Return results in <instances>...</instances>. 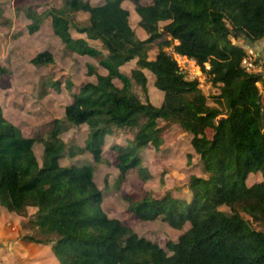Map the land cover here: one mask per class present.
Wrapping results in <instances>:
<instances>
[{"label":"trees","instance_id":"1","mask_svg":"<svg viewBox=\"0 0 264 264\" xmlns=\"http://www.w3.org/2000/svg\"><path fill=\"white\" fill-rule=\"evenodd\" d=\"M124 1L92 5L89 0H63L44 16L32 7L26 14L33 20L32 32L49 19L67 50L91 56L107 70L101 74L88 63V75L95 80L65 106L63 121L86 124L89 130L84 146L69 148L71 157L88 151L101 161L105 138L114 126L136 127L146 117L135 148L117 147L122 180L129 169L141 165L139 149L155 142L158 120L178 124L191 135L207 175L191 177L190 200L171 193L160 198L125 196L129 210L142 220L162 217L175 228L186 223L190 228L167 248L140 237L103 209V191L92 163L61 164L67 153L63 122L57 120L45 138L26 137L5 118L1 105L0 205L18 213L36 208L28 224L33 232L25 239L50 244L59 264H264V89L259 85L264 86V73L243 66L247 50L232 40L243 38L253 47L264 39V0H154L151 5L129 0L136 6L146 39L138 38L131 26ZM79 12L88 14L85 24L76 22ZM73 27L107 52L73 38ZM168 35L171 39L162 40ZM156 42L158 52L151 58ZM175 54L194 60L219 86L214 104L208 103L198 79L186 77ZM130 61L131 77L144 90L145 70L155 76V87L164 93L159 106L140 101L130 90L129 78L119 69ZM31 62L49 66L55 57L45 49ZM120 78L121 88L114 83ZM50 85L59 90L61 82ZM208 129L213 130L211 138ZM38 140L44 146L41 163L34 149ZM252 174L261 178L249 184Z\"/></svg>","mask_w":264,"mask_h":264},{"label":"rangeland","instance_id":"2","mask_svg":"<svg viewBox=\"0 0 264 264\" xmlns=\"http://www.w3.org/2000/svg\"><path fill=\"white\" fill-rule=\"evenodd\" d=\"M93 1L97 3L100 0ZM62 3L63 0H0V67L3 69L0 77V105L3 114L21 130L24 136L37 139L47 137L56 127L57 120L60 124L63 122L66 128L61 133V137L66 143L67 153L61 159V164L69 166L92 163L95 168V181L103 191L102 206L108 216L119 219L140 237L167 248V243L178 241L179 237L190 228V224L186 223L182 229H178L162 217L142 220L129 210V202L125 196L141 198L150 195L160 198L171 193L175 197L190 200L192 190L188 184L191 177L207 175L202 158L194 150L191 144L192 137L188 132L178 124L160 119L156 124L159 133L155 142L148 143L138 151L141 155V165L129 169L120 180L117 147L135 148L136 135L148 122L146 117H141L136 127L114 126L112 132L105 138L101 161H95L88 151L75 157L69 155V148L84 146L89 130L86 124L74 126L64 122L65 106L74 100V95L78 94L84 85L95 80L94 75H88V63H93L101 74H106L107 70L93 57L67 50L66 44L53 32L49 19H45L37 31L30 30L33 20L26 14L28 7H32L35 12L44 16L49 8L59 7ZM130 10L132 11L129 18L131 26L139 38V35H143V30L139 26V15L135 7H131ZM75 19L78 24H85L88 15L79 12ZM71 34L73 38L84 39L88 46L105 54L100 44L97 46L87 34L79 33L74 27L71 28ZM164 39L169 38L165 36L162 40ZM232 40L247 50L246 65L256 72L264 73V39L255 43L253 47L243 38L232 37ZM158 42L153 44L151 58H154L158 52ZM45 49L53 52L55 62L42 67L33 65L31 60ZM168 51L172 52L171 49ZM174 56L186 77L198 79L201 89L209 98L208 103L214 104L213 95L220 92L219 86L214 85L206 77L194 60L177 54ZM251 63H253L252 67H250ZM133 67L134 62L130 61L119 68L124 78H129L130 90L140 101H151L159 106L163 101L164 93L155 87V76L149 70H145L146 91L131 77ZM209 67L207 64L206 68ZM54 80H60L59 90L50 85ZM68 80L73 82L72 88L68 86ZM123 80V78L115 79L114 83L121 88L124 86ZM259 85L264 89L263 83ZM262 101L264 104V93ZM207 135L211 138L213 130L208 129ZM34 149L41 163L43 143L38 140ZM260 178L259 174H252L247 182L251 184ZM4 210L6 215L3 222L6 225L0 228V236L3 235L1 236L3 238L0 237V262L58 264L56 262L58 259L56 258L55 261L51 257L53 250L50 244L38 247L39 243L25 239V236L33 232L28 224L35 218L36 208L28 207L18 214ZM244 216L247 217L245 214ZM19 241L24 244L20 245Z\"/></svg>","mask_w":264,"mask_h":264},{"label":"crops","instance_id":"3","mask_svg":"<svg viewBox=\"0 0 264 264\" xmlns=\"http://www.w3.org/2000/svg\"><path fill=\"white\" fill-rule=\"evenodd\" d=\"M91 3H92V5H102V4H104L105 3V0H100L99 2H97V3H94V1L93 0H89ZM153 2H154V0H152V1H150V2H147L146 0H141V3L142 4H144V5H151V4H153ZM135 4L133 3V2H131V1H129V0H125L123 3H122V6L124 7V8H126L131 14H132V11L130 10L131 9V7L132 8H134L135 7V10H136V6H134ZM129 6H131V7H129ZM131 14H130V16H131ZM138 14V13H137ZM88 15V14H87ZM139 15V14H138ZM131 18V17H130ZM139 21H140V16H139ZM130 23H131V20H130ZM131 25H132V23H131ZM141 30H143V29H141ZM144 31V30H143ZM142 31V33H143V35H139L140 37V39H146L147 38V34H146V32L144 31L143 32ZM144 33H145V35H144ZM82 34H85V33H82ZM167 38H169V39H171V36H167ZM94 42H96L97 43V46H99L98 44H100V46L103 48V46H102V44L99 42L98 43V41H96V40H93ZM93 41H91V42H93ZM175 42L177 43V41L175 40ZM102 50H104V52L106 53L107 51H106V49H102ZM152 50V49H151ZM104 68V67H103ZM4 209H6L5 207H3L2 205H0V228L3 226V225H6V223L5 222H3L4 221V218H5V215H6V213H5V210ZM10 212V211H9ZM8 213V212H7ZM13 213H17L18 214V212H13ZM1 236H3V235H1ZM0 236V237H1ZM1 238H3V237H1ZM20 243V245H23L24 243H22L21 241H19ZM45 245H49V244H40V245H37L38 247H45ZM37 247V248H38ZM54 255V253L52 254V259H56V257H55V255ZM57 260V259H56ZM55 260V261H56ZM56 262H58V261H56ZM0 264H5V262H0ZM58 264H59V262H58Z\"/></svg>","mask_w":264,"mask_h":264},{"label":"built area","instance_id":"4","mask_svg":"<svg viewBox=\"0 0 264 264\" xmlns=\"http://www.w3.org/2000/svg\"><path fill=\"white\" fill-rule=\"evenodd\" d=\"M252 62V61H251ZM248 63V61H247V59H246V57L244 58V60H243V66L248 70V71H255V69H250L246 64ZM253 66V63H251V66L250 67H252ZM254 66H255V63H254Z\"/></svg>","mask_w":264,"mask_h":264}]
</instances>
